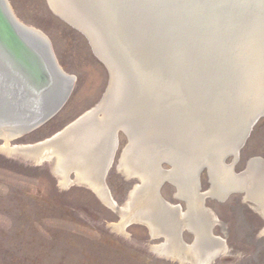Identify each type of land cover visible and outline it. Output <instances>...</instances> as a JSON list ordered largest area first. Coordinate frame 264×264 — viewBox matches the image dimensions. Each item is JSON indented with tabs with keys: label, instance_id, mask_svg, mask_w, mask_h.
<instances>
[{
	"label": "rangeland",
	"instance_id": "rangeland-1",
	"mask_svg": "<svg viewBox=\"0 0 264 264\" xmlns=\"http://www.w3.org/2000/svg\"><path fill=\"white\" fill-rule=\"evenodd\" d=\"M8 1L20 22L42 31L50 39L60 66L75 76L69 99L52 119L28 134L9 140L11 146L34 145L97 105L108 87L110 73L87 36L56 14L48 0ZM184 119L186 126L192 128L194 120ZM166 125L178 130L172 122ZM153 130L158 128L154 126ZM116 136L112 164L102 176V184L114 201L112 205L104 202L88 184L77 181L74 170L66 174L68 182L63 184L61 175L54 169V159L23 157L0 149V264H264V213L257 203L246 198L245 192L231 193L224 199L211 196L203 199L202 208L208 213L211 235L221 241L211 261L197 262L188 255L181 259L158 253L153 246L165 244L166 239L162 234L153 236L146 220H127L122 230L117 229L115 225L122 220L120 211L140 180L119 169L128 138L122 130ZM190 136L187 134L189 142ZM189 142L178 139L174 149L178 146L197 151L198 144ZM3 143L0 139V145ZM255 157L264 161V116L252 126L239 149L234 171L245 170L248 161ZM231 161L229 156L224 162ZM161 168L169 170L170 165L162 162ZM197 184L199 193L211 188L205 169L199 172ZM158 192L169 205L178 206L180 212L187 211V203L176 196L172 181L160 183ZM180 217L178 213L176 218ZM177 225L178 245L184 248L193 243V233L181 226L182 222Z\"/></svg>",
	"mask_w": 264,
	"mask_h": 264
},
{
	"label": "water",
	"instance_id": "water-1",
	"mask_svg": "<svg viewBox=\"0 0 264 264\" xmlns=\"http://www.w3.org/2000/svg\"><path fill=\"white\" fill-rule=\"evenodd\" d=\"M95 1L101 18L95 13L94 20L115 33L146 96L162 110L190 116L202 159L210 151L235 172L239 149L264 116V0ZM74 84L50 39L0 0V132L12 131L13 140L41 127L62 109ZM199 168L210 178L204 163ZM236 192L246 190L226 197Z\"/></svg>",
	"mask_w": 264,
	"mask_h": 264
},
{
	"label": "bare ground",
	"instance_id": "bare-ground-1",
	"mask_svg": "<svg viewBox=\"0 0 264 264\" xmlns=\"http://www.w3.org/2000/svg\"><path fill=\"white\" fill-rule=\"evenodd\" d=\"M48 1L56 14L88 36L94 51L110 70L109 84L97 105L50 138L34 145L11 146L9 140L15 134L3 129L0 137L4 143L0 149L23 157L52 158L54 169L61 175L63 184L68 182L66 174L74 170L77 181L88 184L104 202L112 205L114 201L104 189L102 176L111 164L117 146L116 134L122 129L127 135L128 144L120 156L118 167L127 176H137L140 184L129 193L124 210L120 211L122 220L115 227L122 230L127 220H146L153 236L162 234L166 239L165 244L153 246L158 253L181 259H184L183 255H188L197 262L211 261L219 251L217 245L220 246L221 241L211 235L208 213L202 208L203 199L207 196L224 199L231 191L245 189L246 198L257 203L258 209L264 213V161L257 157L250 159L246 169L239 174L231 172L232 165H228L229 171L224 167L225 170L219 164L218 157L210 151L206 152L209 156L204 161L201 149L203 142L198 136L196 123L192 124V128L186 126L184 118L187 121L191 119L190 116L178 115L169 108L162 110L158 101L146 96L143 90H146V85L138 81L134 65L124 55L126 50H121L113 40L115 33L105 32L101 24L96 22L99 19L95 18V13L101 18L98 6L95 7L96 1ZM30 29L34 32L38 30L31 26ZM254 89L256 91L255 86ZM171 122L178 130L166 125ZM154 126L158 128L157 131L153 130ZM186 133L191 135V142ZM178 139L198 144L197 151L184 150L178 146L175 150L174 144ZM155 142L158 146H155ZM162 162L168 163L170 169H162ZM201 163L207 166L213 183L204 193L198 192L197 184ZM164 180L174 183L176 196L187 203L186 212H180L178 206H171L159 199L158 188ZM178 213L182 221L176 218ZM178 222H182L181 226L188 228L194 235L193 243L184 245V248L178 245L176 239Z\"/></svg>",
	"mask_w": 264,
	"mask_h": 264
}]
</instances>
